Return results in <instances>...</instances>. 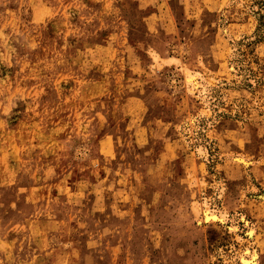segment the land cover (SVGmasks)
Segmentation results:
<instances>
[{"label": "rangeland", "instance_id": "1", "mask_svg": "<svg viewBox=\"0 0 264 264\" xmlns=\"http://www.w3.org/2000/svg\"><path fill=\"white\" fill-rule=\"evenodd\" d=\"M248 248L264 264V0H0V264Z\"/></svg>", "mask_w": 264, "mask_h": 264}, {"label": "bare ground", "instance_id": "2", "mask_svg": "<svg viewBox=\"0 0 264 264\" xmlns=\"http://www.w3.org/2000/svg\"><path fill=\"white\" fill-rule=\"evenodd\" d=\"M185 75H186V82L188 84L189 91L191 93L196 92L197 89H198V85L200 84V82H199V80L197 78L198 76H196V74L191 72L189 69H185ZM199 152H201V151H199ZM203 154H204V152H203ZM197 211L199 213L203 214L204 218L202 220H205L206 222L215 221V220H218V219L219 220H222V219L224 220L225 217H226L225 212H220V210H219V213H217L216 211H214L213 208L210 207V205L206 201L203 202V204L200 203V204L197 205ZM248 230H249V234H251V235L254 234V231H255L254 227H251ZM244 251L245 252L244 253L242 252L243 254L241 255V258H240V259H242V263L243 264H256L257 263L256 261H257V258H258L257 251L255 249H253V251H250V248H248L247 250L245 249Z\"/></svg>", "mask_w": 264, "mask_h": 264}]
</instances>
